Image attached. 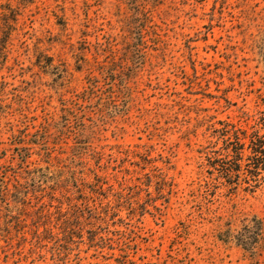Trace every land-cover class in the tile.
Segmentation results:
<instances>
[{
	"label": "rangeland",
	"instance_id": "1",
	"mask_svg": "<svg viewBox=\"0 0 264 264\" xmlns=\"http://www.w3.org/2000/svg\"><path fill=\"white\" fill-rule=\"evenodd\" d=\"M222 127L245 142L230 184L209 165L234 161ZM253 131L264 0H0V264H264ZM36 167L50 169L41 193ZM69 169L82 187L52 191ZM61 195L79 228L66 242L51 222L32 248V212Z\"/></svg>",
	"mask_w": 264,
	"mask_h": 264
},
{
	"label": "trees",
	"instance_id": "2",
	"mask_svg": "<svg viewBox=\"0 0 264 264\" xmlns=\"http://www.w3.org/2000/svg\"><path fill=\"white\" fill-rule=\"evenodd\" d=\"M133 1V0H129ZM214 132L217 133V136H222L223 138H227V140L231 139V137H234L235 141L230 142L229 144H234V146L229 149V146H226V150H228V153L226 156H230L231 154L229 152H233L232 156L234 157L233 162H227L223 158H219L217 160H213L209 162V165L218 170L223 178L226 179L227 183H232V177L239 178L240 177V171H241V164L240 160L242 158V153L245 149V142H240L241 141V136H240V131L239 130H229L226 127H222L220 129H215ZM243 136L246 135V133L242 132ZM245 137V136H244ZM251 150L252 155H249L247 159L250 160V165L253 166L254 168L257 169H262L264 170V134L261 135L259 131H253L251 133L250 137V144L249 147ZM75 167V166H74ZM48 170L50 172V169L48 167H42L38 168L36 167L32 171H28V178L27 181L32 184L34 192H42V185L44 183H49L50 184V177L48 173H45L44 171ZM76 169H69L67 172V176L65 179L61 180L62 175H64L63 170H59L55 174L56 179L54 180L53 185H51L49 188L53 191L55 187H63V189L66 190L68 184H70L71 188L77 190L79 187H82V184H78L77 177L75 175ZM258 173V172H257ZM53 174V173H51ZM229 178V179H228ZM231 178V180H230ZM27 183V182H26ZM98 183L97 179H95V182L89 183V189L90 192H95L93 189V186ZM160 183H165L164 179L160 180ZM99 184V183H98ZM85 186V184H83ZM13 194L11 195L15 199V203L20 205L18 212H15L14 215L10 218H14L17 220L15 221L19 225L22 224L23 221H21V210L25 209L26 203L29 202L28 197H26V194L24 195V186L22 183H16V185H13ZM40 195L39 197L41 198ZM62 198V199H61ZM35 199H38V197L35 196ZM63 199H65L67 202L69 201V197L62 195L58 197H52L49 196V201H48V208L44 210V205L39 206L32 212V220L33 224L35 223L36 225V230L32 232V238L34 239V242L31 243V247H39L40 243L43 240H47L51 238V235L53 233L50 223L51 222H58V225H60V230H61V237H63L66 242L70 240V238L73 236V232L70 230L72 228H79L81 221L79 219V215L75 212H72L70 216L66 218H60L63 214L64 211H58L56 208V204L54 205V201L56 200L58 203H62ZM62 200V201H61ZM23 205V207H21ZM51 206L53 207V210L51 209ZM56 208V210H54ZM25 216V214H24ZM43 226V231H39V227ZM256 230H260V224H258Z\"/></svg>",
	"mask_w": 264,
	"mask_h": 264
}]
</instances>
